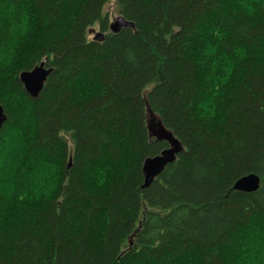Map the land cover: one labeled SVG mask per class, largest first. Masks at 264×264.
I'll return each mask as SVG.
<instances>
[{"label": "trees", "instance_id": "obj_1", "mask_svg": "<svg viewBox=\"0 0 264 264\" xmlns=\"http://www.w3.org/2000/svg\"><path fill=\"white\" fill-rule=\"evenodd\" d=\"M112 1L0 0V264H250L245 241L264 240V0H115L134 24L118 34ZM43 61L32 98L20 75ZM149 110L184 152L143 188L144 161L169 148ZM251 174L259 190L236 191Z\"/></svg>", "mask_w": 264, "mask_h": 264}, {"label": "water", "instance_id": "obj_2", "mask_svg": "<svg viewBox=\"0 0 264 264\" xmlns=\"http://www.w3.org/2000/svg\"><path fill=\"white\" fill-rule=\"evenodd\" d=\"M134 28V24L120 17L116 23L110 25V30L114 34H118L122 29ZM103 34L97 33L95 40L101 41ZM52 69L46 68L45 61L39 66L35 67L32 71L23 72L20 75V80L24 85L26 92L32 97L36 98L43 90L48 76L51 74ZM148 131L150 139H155L158 142H166L169 148L164 150L161 154L155 157H149L143 164V188H148L155 181L157 177L165 170V168L176 161L177 155L184 152V146L174 136V134L167 129L150 110L148 112ZM7 120V116L3 107L0 105V130ZM261 185L259 176L251 174L238 180L234 189L244 193L257 192Z\"/></svg>", "mask_w": 264, "mask_h": 264}, {"label": "rangeland", "instance_id": "obj_3", "mask_svg": "<svg viewBox=\"0 0 264 264\" xmlns=\"http://www.w3.org/2000/svg\"><path fill=\"white\" fill-rule=\"evenodd\" d=\"M105 13L108 14L109 16V20H110V24H114L117 22V20L120 18V10L118 8V5L116 4V1L113 0L112 2H110L109 4L106 5L105 7ZM92 33L89 34L88 39L92 40L95 35L97 33H100V29L98 26L93 27V29L91 30ZM5 159V158H3ZM3 161V160H2ZM5 162L3 161V164ZM3 164H1V168L4 166ZM0 168V169H1ZM0 171H2L3 174V178H6L7 176H5L6 174H8L7 168L4 166ZM249 240L245 241V244L247 245V250L249 252V256H243V260L250 263V264H264V240L260 239L259 237L257 238L259 240V248L262 247L261 251L258 252V248H257V244H256V238H254L253 235H250L248 237ZM250 259V260H248ZM248 260V261H247Z\"/></svg>", "mask_w": 264, "mask_h": 264}, {"label": "snow or ice", "instance_id": "obj_4", "mask_svg": "<svg viewBox=\"0 0 264 264\" xmlns=\"http://www.w3.org/2000/svg\"><path fill=\"white\" fill-rule=\"evenodd\" d=\"M238 3L246 5L248 3V0H238ZM5 56L4 49L0 47V62L3 61ZM3 188V174L2 171H0V190Z\"/></svg>", "mask_w": 264, "mask_h": 264}]
</instances>
